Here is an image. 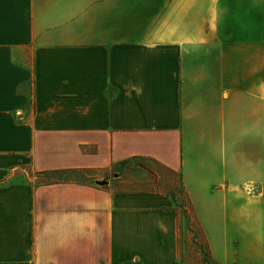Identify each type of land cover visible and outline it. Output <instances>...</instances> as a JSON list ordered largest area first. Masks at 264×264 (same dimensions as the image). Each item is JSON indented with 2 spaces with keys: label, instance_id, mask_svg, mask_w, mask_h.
<instances>
[{
  "label": "crops",
  "instance_id": "1",
  "mask_svg": "<svg viewBox=\"0 0 264 264\" xmlns=\"http://www.w3.org/2000/svg\"><path fill=\"white\" fill-rule=\"evenodd\" d=\"M133 158L264 264V0H0V264H184L160 192L17 180Z\"/></svg>",
  "mask_w": 264,
  "mask_h": 264
},
{
  "label": "rangeland",
  "instance_id": "2",
  "mask_svg": "<svg viewBox=\"0 0 264 264\" xmlns=\"http://www.w3.org/2000/svg\"><path fill=\"white\" fill-rule=\"evenodd\" d=\"M162 178H160V175ZM24 174V175H23ZM18 181L27 180L34 187L42 182L53 180H78L87 182L89 185L101 187L112 192L117 191H156L164 196L171 198L175 210L179 215L181 225L180 253L184 264H202L201 258V240L197 235L196 229L187 217L185 209L181 205L179 196V177L164 172L157 164L147 159H131L122 164H116L112 167L98 172L82 174H48L40 175L33 169L26 168ZM169 184L175 185L172 190Z\"/></svg>",
  "mask_w": 264,
  "mask_h": 264
},
{
  "label": "trees",
  "instance_id": "3",
  "mask_svg": "<svg viewBox=\"0 0 264 264\" xmlns=\"http://www.w3.org/2000/svg\"><path fill=\"white\" fill-rule=\"evenodd\" d=\"M133 159H139V158H133ZM142 159H147V158H142ZM149 161L154 162L157 164L164 172H167L170 175H178L179 177V196L181 197V205L185 209L187 217L190 219L191 224L193 225L194 229H196L197 235L201 240V258L200 260L202 261V264H216L213 259L211 258L209 247L207 240L204 236L202 227L200 225V222L198 220L197 214L195 212L194 206L192 204L191 198L189 194L187 193L185 187L183 186L182 182V176L180 173L173 171L172 169L166 167L165 165L159 163L158 161H155L153 159H147ZM105 170V169H104ZM98 171H103V170H98V169H65V170H55V171H46V172H41L39 173L40 175H48V174H69V173H82V174H88V173H93V172H98ZM159 174V173H158ZM160 175V178H162V175ZM57 183H76V184H83V185H89L87 182L84 181H78V180H53V181H45L42 182L41 185H49V184H57ZM172 190L175 189V185H171ZM178 230L179 233L181 232V225L180 222H178Z\"/></svg>",
  "mask_w": 264,
  "mask_h": 264
}]
</instances>
